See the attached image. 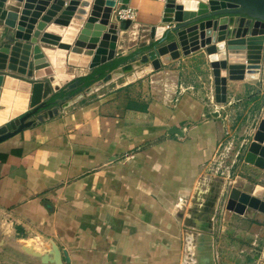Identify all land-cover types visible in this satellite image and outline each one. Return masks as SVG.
I'll list each match as a JSON object with an SVG mask.
<instances>
[{
	"label": "crops",
	"instance_id": "crops-1",
	"mask_svg": "<svg viewBox=\"0 0 264 264\" xmlns=\"http://www.w3.org/2000/svg\"><path fill=\"white\" fill-rule=\"evenodd\" d=\"M29 1L35 8L25 10L22 3L9 0L17 9L21 4L15 33L25 40L52 0ZM118 3L110 2L108 9L107 2H101L89 17L93 14L115 28L124 26L113 19ZM166 3L129 0L138 9L133 27L146 32L148 40L112 57L103 55L98 64L93 57L92 68L70 64L69 52L44 45L61 90L107 62L159 44L181 22L179 11L167 9ZM169 12L172 20L166 19ZM59 18L68 25L73 16L64 11ZM80 56L79 62L84 54ZM156 57L154 47L147 48L75 96L62 98L61 106L55 105L57 114L45 110L35 125L1 142L0 208L11 214L17 236L26 237L31 228L54 239L66 264H187L189 233L205 238L201 245L207 254L200 249L199 258L194 254L198 264L207 256L206 264H264V243L262 255L257 254L259 235L264 237L263 210L248 205L263 218L252 220L256 236L250 243L227 239V231L236 229L227 221L228 210L212 227L210 205L202 226L191 219L208 203L205 171L225 137L219 106L207 102L210 94L218 101L207 54L204 49L183 54L159 69L152 65ZM9 72L12 79L4 90L27 100L29 86L24 81L30 79ZM253 82L228 80L227 94L220 101L252 98ZM15 99H7L8 118L16 109ZM215 110L221 113L217 119L212 115ZM173 126L185 128L184 135L170 133ZM231 150L232 145L225 153Z\"/></svg>",
	"mask_w": 264,
	"mask_h": 264
},
{
	"label": "water",
	"instance_id": "water-1",
	"mask_svg": "<svg viewBox=\"0 0 264 264\" xmlns=\"http://www.w3.org/2000/svg\"><path fill=\"white\" fill-rule=\"evenodd\" d=\"M16 1L23 3L25 10L35 8L34 3L29 0ZM117 1L129 4V0H52L39 16L30 38L25 40L19 38L17 33L9 32L7 38L0 42V143L35 125L42 119L45 110L51 116L59 111L55 105L61 106L62 99H51L61 90L62 83L57 82L54 70L43 51L44 45L56 46L69 52V63L85 68H92L90 61L93 57V63L98 64L103 55H115L116 36H111L109 44L106 42L110 36L104 32L108 22L98 21L93 14L91 17L89 15L92 10L95 13L101 8L99 3L107 2L109 9L110 2L115 4ZM166 1L167 9L190 11L192 16L175 24L154 47L157 57L152 65L155 69L183 54L204 49L215 73L218 101L227 94V81L219 71L227 70L229 80H258L261 77L263 65L258 58L260 51L256 59H250L246 63H229L227 59L231 41L239 40L245 35L252 39L264 37V0H215L228 4L218 9H213L205 0H173V4ZM5 5L6 0H0V8ZM64 11L73 16L68 25L59 18ZM166 17L167 20H172L171 14ZM97 22L100 26L92 28L90 24ZM124 26L129 28L131 21L126 20ZM114 28L110 26L109 31ZM258 42L252 41L250 45ZM103 47L111 48L110 53L104 52ZM81 54L84 56L79 62ZM6 71L17 72L30 79L24 81L29 86L25 89L29 92L25 106L12 111L10 118V105L7 103L10 94L4 87L12 77ZM212 115L217 119L221 113L215 110ZM184 129L173 126L169 132L183 136ZM261 155L264 159V114L246 152L245 162L263 169L264 165L259 167L256 162ZM253 194L264 202V186L257 185ZM213 236L216 241V233ZM202 239L203 242L205 238ZM208 260L209 256L202 258L201 264H206ZM65 262L60 246L51 237L31 228L26 237L17 236L11 214L0 208V264H66Z\"/></svg>",
	"mask_w": 264,
	"mask_h": 264
},
{
	"label": "rangeland",
	"instance_id": "rangeland-1",
	"mask_svg": "<svg viewBox=\"0 0 264 264\" xmlns=\"http://www.w3.org/2000/svg\"><path fill=\"white\" fill-rule=\"evenodd\" d=\"M171 2V4H173L174 1L171 0ZM205 2H207V0H205ZM18 4L20 7L17 9L14 7L13 3L9 4V0H6V5L0 8V42L7 38L9 32H16L18 27L20 28L19 17H21V11L23 9L21 8V4ZM120 5L121 4L118 3L113 13V19ZM227 5L228 4L222 3L221 7ZM170 10L173 11L172 9ZM170 13L171 12H169V14ZM191 15L192 12L190 11H179L176 16L178 20L182 21L189 18ZM109 29L110 25H106L104 28V32L110 34L106 42L109 44L111 42V36H116L115 54L127 51L148 40L146 32L135 29L133 26L126 30L122 24H119V26L114 28L111 32ZM261 38L262 39H252L249 35H245L239 40L231 41L229 43V55L227 59L229 63H246L250 59H256L259 53L258 51H260V57L258 58L260 60L259 62L263 65L261 77L258 80H254L252 83L253 85H251L253 94L255 95L252 98L249 97L240 102L234 100V102L231 103H229L228 100H212L211 94L210 98H207L208 103L219 106L221 110L222 115L220 124L225 133L224 146L216 155V160L211 161L210 170H204L205 173L208 174L203 180V188L210 191L208 203L199 207L200 211L198 214L191 215V219L194 220L196 224H199L198 226H202L204 224L203 216H208L207 214L209 212L207 205L212 206L214 217H212V223L210 222L209 225L211 226L213 224L216 226V221L218 222L227 216V221H230V223L236 227V229L227 231V239L234 238L240 241L244 240L246 243H250L256 236L254 231L251 230L252 225H254L252 224V220L257 218L261 221L263 220L260 215L249 209L248 205L255 210L264 211L263 201L253 197L256 186H264V168L260 169L245 162L246 152L254 139L264 114V37ZM252 41L259 42L258 44L254 43L250 45ZM51 48L57 47L53 46ZM45 69L46 68H44V70ZM211 72L212 77L215 78L214 71L212 70ZM219 72L226 81L229 80L227 70H221ZM14 77L19 78L17 76ZM236 120L239 122L236 123ZM242 127L244 130L241 132ZM227 130H229V133H227ZM233 142H235L234 145ZM231 145L232 150L228 155V153H225L226 147H231ZM201 186L202 184H199V191ZM213 190L217 191L215 197L212 196ZM225 210H228L226 216L223 214ZM259 236L261 242L260 246L257 247V254L262 255L264 237L263 235ZM202 240L201 234L189 233L187 264H198L193 260L194 254L197 256V249L206 252L201 245ZM236 246L240 247L238 243ZM202 255L205 256V254ZM197 257L199 258V256ZM249 264L256 263L251 262Z\"/></svg>",
	"mask_w": 264,
	"mask_h": 264
},
{
	"label": "trees",
	"instance_id": "trees-1",
	"mask_svg": "<svg viewBox=\"0 0 264 264\" xmlns=\"http://www.w3.org/2000/svg\"><path fill=\"white\" fill-rule=\"evenodd\" d=\"M157 45V42L150 44L147 47H142L135 52L126 55V56H120L117 59L107 62L98 68L94 69L90 74L76 78L74 81H72L70 84L66 85L60 92H58L51 101L62 99L64 97H72L75 96L78 92L83 90L84 88H87L91 86L94 82H96L101 77H104L107 75V73L116 67L122 65L123 63L133 60L135 56L139 53H142L147 48H152ZM6 159V157H5Z\"/></svg>",
	"mask_w": 264,
	"mask_h": 264
},
{
	"label": "built area",
	"instance_id": "built-area-1",
	"mask_svg": "<svg viewBox=\"0 0 264 264\" xmlns=\"http://www.w3.org/2000/svg\"><path fill=\"white\" fill-rule=\"evenodd\" d=\"M137 18H138V9L129 4H121L115 13V19L118 22L124 23L126 20H130L131 26H134ZM227 133H229V130H227Z\"/></svg>",
	"mask_w": 264,
	"mask_h": 264
},
{
	"label": "bare ground",
	"instance_id": "bare-ground-1",
	"mask_svg": "<svg viewBox=\"0 0 264 264\" xmlns=\"http://www.w3.org/2000/svg\"><path fill=\"white\" fill-rule=\"evenodd\" d=\"M207 3H209L211 5L212 8H220L221 7V4L223 2L221 1H215V0H210V1H207ZM102 48V47H101ZM105 48V47H103ZM10 95H9V99L13 100L14 98V94H13V91H9L8 92ZM15 103H16V108L19 107V108H23L26 104V97L24 98V96H18L16 99H15ZM257 166L259 167H263L264 165V159H263V156H259L257 158Z\"/></svg>",
	"mask_w": 264,
	"mask_h": 264
}]
</instances>
